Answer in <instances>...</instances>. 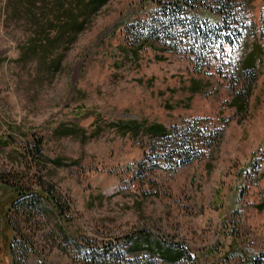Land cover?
I'll return each mask as SVG.
<instances>
[{
    "label": "rangeland",
    "instance_id": "374dc122",
    "mask_svg": "<svg viewBox=\"0 0 264 264\" xmlns=\"http://www.w3.org/2000/svg\"><path fill=\"white\" fill-rule=\"evenodd\" d=\"M140 1L109 0L71 40L65 14L85 15V0H0V210L17 188L47 190L66 218L45 200L34 213L9 211L0 264H86L89 247L104 243L120 252L106 264H161L122 256L123 242L143 235L181 245L197 264H249L264 252V53L252 76L236 67L252 44L264 48V0L240 3L241 37L200 74L183 56L126 53L120 22ZM197 117L223 125L211 153L132 177L146 138L114 122L170 128ZM33 138L43 139L42 159L26 144Z\"/></svg>",
    "mask_w": 264,
    "mask_h": 264
},
{
    "label": "trees",
    "instance_id": "16d2710c",
    "mask_svg": "<svg viewBox=\"0 0 264 264\" xmlns=\"http://www.w3.org/2000/svg\"><path fill=\"white\" fill-rule=\"evenodd\" d=\"M85 1V15L83 12L66 13L69 20L60 25L64 28L62 33L70 34L71 40L84 30L87 16L95 15L109 0ZM244 1L247 0H141L137 5L138 12L133 11L125 21L120 22L126 53L137 61L142 50L150 49L156 53L155 60L159 61L164 60L166 54L186 57L199 74L205 72L204 66L213 65V69L217 70L218 56L226 55L228 47H232L241 37L239 29L243 24L237 23L235 19L237 10L241 7L240 3ZM261 20L264 28V20ZM246 43L247 39L242 40L243 48ZM250 48L236 66L242 76H252L256 62L259 61L257 58H261L264 53L263 45L258 42ZM196 88L194 83L193 90ZM237 102L239 106L234 105L237 110L245 106L244 100ZM112 126L137 138H146V142L142 144L143 158L131 168L132 177L139 182L145 181L148 173L163 171L172 174L192 162L202 160L221 142L224 130L223 125H218L209 117L183 120L179 125L170 128L161 123L147 125L145 121L140 128L139 121L133 119L126 123L116 121ZM73 131L71 128L62 134L68 135ZM26 144L31 146L30 153L33 156L43 158V139L33 138ZM56 165H62L61 161L57 160ZM20 190H13L7 210H0V229L3 223L10 222L7 215L9 211L24 215L30 211L34 213L44 200L52 205L61 221H66L61 201L50 196L47 190ZM14 241V237H11L10 252H13ZM123 244L127 245L123 257L139 253L141 256L135 258L144 257L150 263L156 259L161 264H197L196 257L188 254L179 244L167 245L163 240L153 242L144 235ZM119 255L117 245L104 243L101 248L89 247L84 261L86 264H106L120 261ZM249 264H264V252L251 258Z\"/></svg>",
    "mask_w": 264,
    "mask_h": 264
},
{
    "label": "crops",
    "instance_id": "0c3cea01",
    "mask_svg": "<svg viewBox=\"0 0 264 264\" xmlns=\"http://www.w3.org/2000/svg\"><path fill=\"white\" fill-rule=\"evenodd\" d=\"M260 165H261V169H260V171H261V170L264 171V161L260 162Z\"/></svg>",
    "mask_w": 264,
    "mask_h": 264
}]
</instances>
